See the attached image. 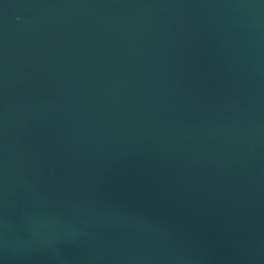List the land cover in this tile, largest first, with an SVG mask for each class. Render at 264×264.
<instances>
[{"label":"water","instance_id":"obj_1","mask_svg":"<svg viewBox=\"0 0 264 264\" xmlns=\"http://www.w3.org/2000/svg\"><path fill=\"white\" fill-rule=\"evenodd\" d=\"M0 264H264V0H0Z\"/></svg>","mask_w":264,"mask_h":264}]
</instances>
